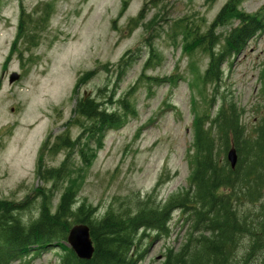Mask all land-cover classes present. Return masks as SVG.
I'll list each match as a JSON object with an SVG mask.
<instances>
[{
	"label": "rangeland",
	"instance_id": "1",
	"mask_svg": "<svg viewBox=\"0 0 264 264\" xmlns=\"http://www.w3.org/2000/svg\"><path fill=\"white\" fill-rule=\"evenodd\" d=\"M229 1L2 0L0 201L31 200V210L22 214L28 222L38 216L41 198L35 193L42 187L52 189L51 207H57L65 184L54 187V183L40 182L36 169L43 144L50 138L51 145L66 133L77 145L46 155L45 165L57 168L67 162L77 182L78 203L84 201L100 214L126 207L131 199L151 198L162 206L189 189L194 122L210 110L215 87L198 80L209 57L187 44L183 30L197 28L205 35ZM239 10L248 15L264 13V0H242ZM141 13V20L133 23ZM22 14L25 25L31 21L28 16L32 24L43 25L42 17L47 21L33 31L40 39L37 47L21 43L13 52ZM237 23L217 30L216 35L225 37ZM122 58L126 60L119 70ZM263 71L264 31L224 66L218 88L242 110L248 133L264 119ZM12 73L20 75L14 84L9 83ZM88 98L109 112L126 114V122L106 129L98 143L81 138L88 122L78 119L79 124L75 123L77 101ZM120 101L127 102L129 112L123 111ZM218 101L219 95L214 104ZM262 204L264 196L256 205L246 204L244 210L257 212ZM186 219L177 210L168 237L148 232L139 246L144 254L138 264H163L167 250L178 251L189 237L191 225ZM247 243L248 238L238 251L241 258ZM63 254L52 246L40 256L31 252L13 264H59Z\"/></svg>",
	"mask_w": 264,
	"mask_h": 264
},
{
	"label": "trees",
	"instance_id": "2",
	"mask_svg": "<svg viewBox=\"0 0 264 264\" xmlns=\"http://www.w3.org/2000/svg\"><path fill=\"white\" fill-rule=\"evenodd\" d=\"M241 1L230 0L205 35L199 34L197 28L183 30L187 44L201 49L209 57L208 66L198 80L205 86L215 87L210 100L211 111L196 116L194 122L195 153L189 189L162 206L154 204L151 198L131 199L126 207L121 205V209L100 214L84 201L78 203L77 182L72 179L67 162L57 168L45 165L46 155L72 149L76 142H72L67 133L56 137L51 145L49 138L40 149L36 178L45 184L54 183V187L58 183L66 187L56 208L51 207L52 189L37 188L35 197L41 198L39 213L28 222L22 214L31 210V200L21 204L0 201V264H13L31 252L39 255L52 246L64 251L59 264H138L144 254H140L139 246L148 232L168 237L172 215L177 210L190 222L189 237L178 251L167 250L163 264H264V204L257 212L244 210L246 204L256 205L264 196V119L248 133L242 123V110L218 91L224 78V66L240 56L264 31V13H242ZM28 18L31 21L25 25L27 19L21 16L13 52L21 43L23 47L38 46L40 39L33 31L42 28L47 19L42 17L41 25L32 24V18ZM141 18L142 13L132 22ZM234 21L238 23L225 37L216 35L217 30ZM179 27L175 23L174 28ZM125 60L122 58L118 64L119 70ZM85 78L88 76L81 81ZM261 82L264 96V71ZM217 95L219 101L214 104ZM120 105L123 111H130L126 101H120ZM214 108L216 112H212ZM74 114L76 124H79L78 119L88 122L81 138L87 136L94 143L102 140L106 129L126 122L125 112H109L93 98L78 100ZM231 148H235L238 156L235 169L227 160ZM81 158L88 162L84 152ZM81 224L88 226L94 245L89 261L79 260L66 244L72 227ZM247 238L248 247L241 258L238 251Z\"/></svg>",
	"mask_w": 264,
	"mask_h": 264
},
{
	"label": "water",
	"instance_id": "3",
	"mask_svg": "<svg viewBox=\"0 0 264 264\" xmlns=\"http://www.w3.org/2000/svg\"><path fill=\"white\" fill-rule=\"evenodd\" d=\"M19 80L20 75L18 73H13L10 75L9 83L14 84ZM227 160L231 167L235 169L238 163V156L235 148H231L229 150ZM67 244L79 260L89 261L92 259L94 254V245L90 237L88 226L83 224L74 226L69 233Z\"/></svg>",
	"mask_w": 264,
	"mask_h": 264
}]
</instances>
